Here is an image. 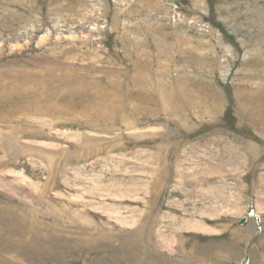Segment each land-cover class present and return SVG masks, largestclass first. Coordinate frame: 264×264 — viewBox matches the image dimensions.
Wrapping results in <instances>:
<instances>
[{
    "label": "rangeland",
    "instance_id": "1",
    "mask_svg": "<svg viewBox=\"0 0 264 264\" xmlns=\"http://www.w3.org/2000/svg\"><path fill=\"white\" fill-rule=\"evenodd\" d=\"M0 264H264V0H0Z\"/></svg>",
    "mask_w": 264,
    "mask_h": 264
}]
</instances>
